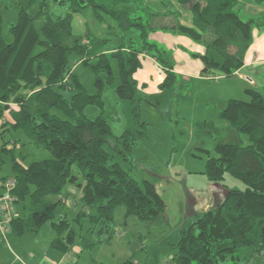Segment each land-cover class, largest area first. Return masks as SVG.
Returning <instances> with one entry per match:
<instances>
[{
	"label": "trees",
	"instance_id": "trees-1",
	"mask_svg": "<svg viewBox=\"0 0 264 264\" xmlns=\"http://www.w3.org/2000/svg\"><path fill=\"white\" fill-rule=\"evenodd\" d=\"M55 1L68 7L66 15L52 13L50 0H0V167L2 155H11V178L16 180L12 191L16 215L9 232L38 233L54 219L59 196L68 184L82 189V211L75 219L80 228L86 217L93 224L102 223L99 233L109 234L119 206L125 207L126 216L157 221L167 204L155 183L136 180L116 160L118 155L133 164L131 153L147 136L142 104L162 106L176 84L173 52L150 35L161 31L190 38L205 48L203 54L191 53L201 60L203 76L232 77L245 64L256 21L239 16V0H177L191 12L193 26L183 25L177 12L149 10L148 0ZM13 4L20 11L10 29L13 41L8 43L2 34V9ZM89 8L101 21L107 18L124 32L113 50H103L108 39L90 44L74 35L73 16ZM132 29L139 32L138 38L126 42L125 33ZM143 54L154 57L165 72L158 94L139 90L135 74L142 68ZM72 55L94 73V94L73 72ZM108 85L115 88L126 118L120 135L114 134L105 110L103 93ZM246 93L249 100L230 99L221 118L246 135L250 144H218L205 171L211 181H223L230 173L246 188L227 189L216 208L181 229L174 244V264H225L240 260L246 251L257 264L264 261V86L248 88ZM89 106L99 108L100 115L87 117ZM26 145L41 147L51 157L28 161L29 155H24L20 162L17 150ZM74 167L81 176L74 174ZM27 198L29 207L17 206ZM52 226L58 237L51 247L62 254L70 252L78 237L76 229L66 217L52 221ZM79 237L82 250L94 246L84 235Z\"/></svg>",
	"mask_w": 264,
	"mask_h": 264
},
{
	"label": "rangeland",
	"instance_id": "rangeland-1",
	"mask_svg": "<svg viewBox=\"0 0 264 264\" xmlns=\"http://www.w3.org/2000/svg\"><path fill=\"white\" fill-rule=\"evenodd\" d=\"M161 1L165 0H148L149 10L162 6ZM50 9L55 15H66L68 12L66 5L55 0H50ZM238 9L237 6V12ZM19 11L18 4L2 9V34L8 43L13 41L10 29L18 20ZM238 13L242 19L248 18L240 11ZM184 17L187 23L192 20L186 13ZM109 24L114 26L111 28ZM256 24L261 28L259 20ZM115 26L107 18L104 21L97 18L92 8L74 15L72 20L74 35L85 42L92 44L95 39H108L109 42L103 46V50H113L122 42L124 32ZM138 34L136 29L126 32V42L129 38L136 40ZM70 66L87 92L94 94L95 75L92 70L79 62L76 55L70 58ZM249 87L238 82L236 77L209 82L180 76L162 106L154 107L147 102L142 104L141 118L147 123V136L134 147L130 156L133 164L118 155L116 160L124 169L132 172L136 180L149 179L155 183L167 204L162 218L154 222H143L134 216H126L125 207L119 206L114 212V222L109 234L99 233L102 223L93 224L86 217H83L80 228L75 219L82 211V190L78 185L68 184L59 196L61 204L57 207L52 221L57 222L66 217L76 229L78 237L70 253L61 256L63 254H59L57 250H51V241L58 237V233L53 228L52 221H48L36 234L17 236L8 232L7 239H2L0 232V264H124L128 260L135 264H174L177 252L174 244L181 229L197 215L207 211L204 209L206 204H210L211 209L216 208L223 201L227 189L246 188L242 180L230 173L225 174L223 181H211L205 171L209 157L216 156L218 144H250L246 135L221 118V113L230 100L228 98L249 100L245 93V89ZM103 98L112 130L114 134L120 135L126 126V118L115 88L106 86ZM221 98L228 101H222ZM100 113L96 106L86 109V116L91 119ZM24 155H29L28 161L51 157L49 151L31 145L17 150V160L22 162ZM2 158L0 184L3 178L13 176L11 155L3 154ZM73 172L79 175L76 167ZM78 181L81 182L82 179ZM29 202L27 198L17 206L29 207ZM91 212L93 211L88 210V213ZM80 235H84L94 246L82 250L79 244ZM48 250L50 252L45 254ZM234 262L257 264L256 258L247 251L240 260L229 259L225 264ZM259 264H264V261Z\"/></svg>",
	"mask_w": 264,
	"mask_h": 264
},
{
	"label": "crops",
	"instance_id": "crops-1",
	"mask_svg": "<svg viewBox=\"0 0 264 264\" xmlns=\"http://www.w3.org/2000/svg\"><path fill=\"white\" fill-rule=\"evenodd\" d=\"M160 3L162 6H156L154 7L155 9L152 8L153 12L160 14H166L169 11L177 12L180 14V22L183 25L193 26V18L187 23L184 17L185 13L188 14V16L192 17L191 12L187 8H183L177 0H165L161 1ZM237 6L239 8L238 12L240 11L243 16L248 17L246 20H259L262 25L261 28L260 26H257L254 29L253 44L245 56V64L232 77H224L220 75H217L215 77L203 76V64L201 60L192 57L191 53L203 54L205 52V48L202 45L194 42L190 38L183 35H173L161 31L152 33L150 35L151 40L157 42L158 44L164 46L165 48L173 52V56L176 62L175 72L177 74V78L182 76L185 79H197L202 81L208 80L209 82H211L212 80L219 81L222 79L236 77L238 82L247 84L248 86H250L249 88L256 87L255 89H261L264 86V0H239ZM238 14L240 16V13ZM165 77V72L160 63L154 57L143 54L142 68L135 74V79L138 81L139 84V90L144 95L158 94L160 92L159 86L164 81ZM247 79L254 81V83L250 84ZM257 86H259V88H257ZM247 89L248 88L245 89V93ZM221 99L222 101H228L232 98H228V100H225L224 98ZM204 207V209L207 211L208 209L211 210L210 204H206ZM51 250L55 249L51 247ZM76 250H78V247L76 248ZM49 252L50 250L46 251L45 254ZM69 253L70 252L66 254ZM59 254L62 253L59 252ZM61 256H64V254ZM18 259L20 260V258ZM22 263L26 264L24 262ZM37 263L38 262H36V264Z\"/></svg>",
	"mask_w": 264,
	"mask_h": 264
},
{
	"label": "built area",
	"instance_id": "built-area-1",
	"mask_svg": "<svg viewBox=\"0 0 264 264\" xmlns=\"http://www.w3.org/2000/svg\"><path fill=\"white\" fill-rule=\"evenodd\" d=\"M249 83L254 81L247 79ZM16 187V180L9 178L0 184V232L2 239H7V233L10 231V222L16 215L15 197L12 191Z\"/></svg>",
	"mask_w": 264,
	"mask_h": 264
}]
</instances>
